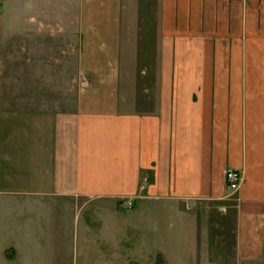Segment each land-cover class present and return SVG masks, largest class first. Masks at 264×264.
Wrapping results in <instances>:
<instances>
[{
	"label": "crops",
	"instance_id": "crops-1",
	"mask_svg": "<svg viewBox=\"0 0 264 264\" xmlns=\"http://www.w3.org/2000/svg\"><path fill=\"white\" fill-rule=\"evenodd\" d=\"M71 1L95 79L52 144L20 140L19 157L0 145V185L11 180L0 186V228L24 227L40 243L59 238L61 222L85 239V199L100 204L94 222L103 199L119 200L108 211L122 243L143 202L159 212V246L180 256L186 238L199 264H264V0H157L139 27L126 0H62L64 11ZM229 168L244 174L232 200ZM14 247L8 264L20 259Z\"/></svg>",
	"mask_w": 264,
	"mask_h": 264
},
{
	"label": "rangeland",
	"instance_id": "rangeland-1",
	"mask_svg": "<svg viewBox=\"0 0 264 264\" xmlns=\"http://www.w3.org/2000/svg\"><path fill=\"white\" fill-rule=\"evenodd\" d=\"M152 4L156 6L157 0H126L125 7L131 13H139L136 21L139 27L141 14L150 13ZM78 12L77 1H71L64 11L62 0H0V145H5L12 155L17 151L19 157L23 150L18 146L20 140L52 144L61 114L75 110L79 91L88 88L87 78L95 79V74L84 71L81 63L83 37L79 33ZM2 150L7 153L5 148ZM4 169L0 165V176L4 175ZM230 198L235 199L234 194ZM79 199L77 203H82L83 199ZM85 201L88 219L85 239L81 235L78 239L73 232L60 231L61 222L54 233L59 238L49 241L47 235L48 239L40 243V235L27 233L24 227L0 228V264H8L6 248L15 254L14 245L20 252L15 264H120L116 260L117 252L124 257L121 264L201 263L189 259L199 246L195 249V245L187 244L186 238H182L179 247L175 245L182 249L180 256L179 251L167 247L166 240L159 246V237L164 235L158 227L159 212L154 208L145 212L143 202L137 203L141 210L134 214L139 228L133 236L129 235L131 240L117 243L112 236L121 232L116 233L122 225L121 228L117 224L112 226L113 216L108 207L113 208L114 202L120 204V201L103 199L101 218L96 222L93 210L100 204L87 198ZM121 204L130 207L131 203L122 201ZM96 216L100 217L99 213ZM57 220L53 218V222ZM68 226L72 227L71 223ZM223 239L230 241L224 244L225 250L230 249L232 235Z\"/></svg>",
	"mask_w": 264,
	"mask_h": 264
},
{
	"label": "built area",
	"instance_id": "built-area-1",
	"mask_svg": "<svg viewBox=\"0 0 264 264\" xmlns=\"http://www.w3.org/2000/svg\"><path fill=\"white\" fill-rule=\"evenodd\" d=\"M228 186L231 192H235L241 186V183L244 179V174L242 170L229 168L226 173Z\"/></svg>",
	"mask_w": 264,
	"mask_h": 264
}]
</instances>
